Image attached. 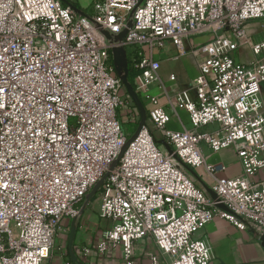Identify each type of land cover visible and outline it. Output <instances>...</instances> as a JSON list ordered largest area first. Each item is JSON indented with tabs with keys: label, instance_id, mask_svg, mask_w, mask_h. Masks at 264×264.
I'll return each instance as SVG.
<instances>
[{
	"label": "built area",
	"instance_id": "1",
	"mask_svg": "<svg viewBox=\"0 0 264 264\" xmlns=\"http://www.w3.org/2000/svg\"><path fill=\"white\" fill-rule=\"evenodd\" d=\"M252 19H264V0H95L88 14L61 0H0V264L48 259L62 218L79 215L105 174L97 213L109 226L95 249L118 246L123 264H138L133 243L145 237L166 264H209V245L194 235L214 217L264 233V180H252L264 168V57L241 63L232 55L249 42L244 23ZM201 34L212 39L191 51L200 54L198 75L169 94L153 48L170 41L183 55L186 39ZM116 47L137 71L134 89L171 153L145 123L118 158L129 135L117 117L128 97ZM250 48L264 54V41ZM153 87L172 112L187 111L190 129L166 127L170 113ZM131 106L128 120L138 122ZM201 144L233 147L241 175L216 177L225 167L207 163ZM200 166L215 197L194 182Z\"/></svg>",
	"mask_w": 264,
	"mask_h": 264
},
{
	"label": "crops",
	"instance_id": "2",
	"mask_svg": "<svg viewBox=\"0 0 264 264\" xmlns=\"http://www.w3.org/2000/svg\"><path fill=\"white\" fill-rule=\"evenodd\" d=\"M61 1L81 14H88L93 11L95 0ZM244 28L249 42L240 45L232 52V55L241 63H249L256 57H264L263 53L253 54L250 48L251 43L264 41V19L248 20L244 23ZM210 39H212L210 34L189 37L184 43L187 52L183 55L177 53L170 41H166L160 47L153 48L152 57L158 63L156 70L158 79L169 94H172L174 90L190 88L193 79L199 73L197 60L200 57L199 53L191 51ZM144 50L147 54V47H144ZM171 76H174L173 80L170 79ZM152 92L157 95L159 103L165 106L170 113L166 125L168 129H190L189 116L185 109L179 108L172 112L166 103L163 90L153 87ZM191 95L193 96L192 92ZM260 98L264 106V82L260 85ZM142 103L144 105V102ZM133 113L135 112L133 111ZM135 114L139 117L138 109ZM137 115L133 118L137 119ZM147 119L148 117H146ZM138 122L136 121V126ZM200 151L207 163L222 164L225 167L214 173L216 177L241 175L242 168L233 147L212 151L206 145L201 144ZM191 172L196 185L207 190L212 178L206 174L204 168L200 166ZM252 180H264V168L260 169ZM77 208L79 215L66 216L60 221L50 256L42 264H123L118 246H110L103 252H98L95 249L102 232L109 226V221L101 218L97 213L99 208L97 196L94 195L86 204L79 203ZM194 236L209 245L211 250L209 264H264V234L253 224H249L245 229H238L225 219L214 217ZM83 247H88L89 252L84 254ZM133 253L138 264H150L151 255L158 256V264H166L165 257L159 253L150 238L145 237L135 241Z\"/></svg>",
	"mask_w": 264,
	"mask_h": 264
},
{
	"label": "water",
	"instance_id": "3",
	"mask_svg": "<svg viewBox=\"0 0 264 264\" xmlns=\"http://www.w3.org/2000/svg\"><path fill=\"white\" fill-rule=\"evenodd\" d=\"M128 26H130V23L128 24ZM124 35H125V30L121 31L114 38L115 39H121ZM106 36H107V38H110V36L107 33H106ZM111 57H112V61H113L114 67H115V72L120 76L124 89L126 90L127 94L130 96L131 100L133 101L135 107L138 109V113H139V122L137 124L136 131L128 139L127 143L122 147V149H121V151H120V153L118 155V158H119L121 156L123 150L127 146V144L136 136V134L138 133V131L140 130L142 125L145 124L147 114H146V109H145L141 99L139 98L138 94L136 93L133 85L130 84V82L127 79L128 63H127L125 49L122 48V47L112 48L111 49ZM158 142L160 144H162L169 153L172 152L170 146L166 143V141L160 140ZM115 163H116V161L113 163L111 168L114 166ZM105 176H106V174L86 194L83 204H86L87 202H89L90 199L93 198L94 195L98 192V190H99V188H100ZM206 191L208 192V194L211 197H215V194L209 188H207ZM262 234H264V233H262Z\"/></svg>",
	"mask_w": 264,
	"mask_h": 264
},
{
	"label": "rangeland",
	"instance_id": "4",
	"mask_svg": "<svg viewBox=\"0 0 264 264\" xmlns=\"http://www.w3.org/2000/svg\"><path fill=\"white\" fill-rule=\"evenodd\" d=\"M122 91H124L125 95L124 97H128V101L127 104L124 103L123 106H121L118 110H117V117L120 121V125L122 130H124L129 136L128 139L135 133L136 131V121L133 123H130L128 120V111H131V108H133L131 106V103L134 105L133 101L131 100L130 96L127 94L126 90L122 89ZM121 91V94H123V92ZM135 106V105H134ZM144 107L146 110H148L150 108V105L147 103H144ZM128 109V111H127ZM138 116V115H137ZM146 125L149 127V131L151 132V134L155 137V140L160 141L161 140V136L159 134V132L154 129V127L150 124V122L148 121V119L146 120ZM95 196H97V193L95 194Z\"/></svg>",
	"mask_w": 264,
	"mask_h": 264
},
{
	"label": "trees",
	"instance_id": "5",
	"mask_svg": "<svg viewBox=\"0 0 264 264\" xmlns=\"http://www.w3.org/2000/svg\"><path fill=\"white\" fill-rule=\"evenodd\" d=\"M137 74V71L134 70L130 64H128V75H127V79L128 81L130 82V84L133 85V87H135V84H134V76Z\"/></svg>",
	"mask_w": 264,
	"mask_h": 264
}]
</instances>
